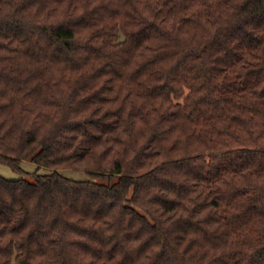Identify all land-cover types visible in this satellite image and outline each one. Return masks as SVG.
Here are the masks:
<instances>
[{"label": "trees", "instance_id": "obj_1", "mask_svg": "<svg viewBox=\"0 0 264 264\" xmlns=\"http://www.w3.org/2000/svg\"><path fill=\"white\" fill-rule=\"evenodd\" d=\"M0 162V264H264V0H0Z\"/></svg>", "mask_w": 264, "mask_h": 264}, {"label": "rangeland", "instance_id": "obj_2", "mask_svg": "<svg viewBox=\"0 0 264 264\" xmlns=\"http://www.w3.org/2000/svg\"><path fill=\"white\" fill-rule=\"evenodd\" d=\"M22 168L28 173H34L38 170V166L35 165L33 162H30V161L23 162ZM49 172H50V170H47L45 168L39 169L40 174H47ZM65 173L69 177H72V178L77 179V180L87 179V177L84 174H79V173H76L73 171H65ZM0 175H2L3 177H5L7 179H10V180L20 179V178L25 177L24 175H21V174L14 172L11 168H9L8 166H5L1 162H0Z\"/></svg>", "mask_w": 264, "mask_h": 264}]
</instances>
